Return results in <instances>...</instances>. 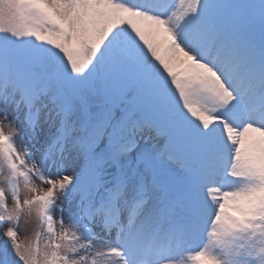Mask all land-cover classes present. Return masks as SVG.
Segmentation results:
<instances>
[{
    "label": "rangeland",
    "instance_id": "374dc122",
    "mask_svg": "<svg viewBox=\"0 0 264 264\" xmlns=\"http://www.w3.org/2000/svg\"><path fill=\"white\" fill-rule=\"evenodd\" d=\"M213 1L178 0L172 11L158 13L140 11L127 0H38L37 11L48 17V8L53 19L44 30L37 24L33 33L23 41L18 29L19 0H0V15L5 17L0 18V63L7 65L9 83L19 74L20 67L28 66L18 58V55H27L25 44L30 43L32 47L37 44V51L41 54L37 60L40 69L27 70L38 75L35 88L39 100L43 98L44 103L52 104L42 112L37 125L34 117L25 125L18 102H14L9 94L0 92V141L1 138L2 144L4 138L9 141L5 143L6 152L13 155L19 177L17 185V179L11 177L8 188L10 176L6 173L5 162L10 164L12 159L0 152V220L8 221L6 225L0 222V264H100L101 261L102 264H126L117 261L113 248H110L113 260L99 257L102 254L100 244L108 238L89 218L95 211L91 202L97 196L96 187L89 186L92 196L89 201L84 192L79 197L73 194L74 180L82 175L80 170L84 168L85 173L92 169L89 165L92 154H98L97 158L101 160L95 171L97 177L102 175L103 184L110 183L116 173H122L128 190L134 192L139 182L146 186L148 202L124 241L128 255L132 260L136 259L135 262L143 260L155 264L159 261L152 259L154 252L145 245L150 234H145L156 229V213L165 204L167 211L174 212L170 229L180 232L186 245L191 247H184L162 264H264V112L261 116L246 118L247 106L232 97L223 79L212 72L204 59L200 46L202 40L207 39H202L204 35L200 37L202 29L196 21ZM222 9L233 27L250 29L248 22L238 13L237 0H224ZM131 34L139 38V49L144 56L137 55V52H130V57L127 54ZM44 40L46 46L42 48ZM133 40L137 41L136 38ZM2 44H8V47L4 49ZM73 46L84 50L80 66L83 78L77 83L83 89L76 95L69 93L72 88H67L64 90L66 96H63L60 88L72 85V79L63 69L60 50H71ZM33 55L29 61L35 60L38 54ZM136 64H145L146 73L129 75L139 68ZM188 68L194 70L192 74L197 80L178 93L177 104L198 103L202 107L204 124L212 128L214 136L208 142L196 140L199 145L196 151L192 150V160L186 165L176 161L180 154L171 138L169 151L161 152L167 156L158 174L153 158L159 146L148 132L152 127L157 128L153 117L107 112L109 122L106 123V120L98 119L99 103L108 90H104L105 86L111 87L117 79L121 86V89L116 88L117 94L123 93L127 104L153 106V94L156 88H160V82L173 73L180 78L183 72L178 71ZM53 72L63 86L49 79V74L51 77L55 75ZM171 83L167 78L162 88ZM68 105H71L70 117L76 133L87 125L86 119L93 123L98 121L89 141L86 142L84 130L82 140H77L69 152L66 149L59 159L60 149L54 143L60 135L57 129L63 130L61 119ZM167 115L172 117L174 113ZM125 122L128 126L122 137L109 136L108 124L114 127ZM114 149L121 152L117 165H111L107 159ZM202 162L223 165L221 169L210 170L223 184L217 191L221 199L213 218L200 216V211L208 206V199L190 191L189 202L183 207L180 204L175 207L168 202V193L177 187L173 189L165 182V186L158 183L160 177L170 175L186 180L190 170L198 180L196 176ZM188 183L183 182L178 190L182 191ZM252 217L256 218L253 223L246 224ZM164 225L165 221L161 230ZM237 230L243 233L241 239L246 244L235 248L229 244L228 233L234 234ZM36 240H40L38 248L34 246ZM249 240L253 242L248 244ZM258 246L263 249L260 253L257 252Z\"/></svg>",
    "mask_w": 264,
    "mask_h": 264
},
{
    "label": "bare ground",
    "instance_id": "6f19581e",
    "mask_svg": "<svg viewBox=\"0 0 264 264\" xmlns=\"http://www.w3.org/2000/svg\"><path fill=\"white\" fill-rule=\"evenodd\" d=\"M1 17H2V19H5V17L3 18V15H0V18ZM110 248H113L114 249V253L113 254L117 258V261L121 262V260L122 261H125L126 260L128 263H134V261H132L130 258H128L127 252H126V250L123 247H120L118 245H111L110 242H105V243H101L100 244L99 249H100V252L102 254H100L99 257L101 259L102 258H106V261L113 260V259H111L113 257L111 255ZM118 250H119V252H121V254H118ZM123 257H125V260H124ZM100 264H102V261L100 262Z\"/></svg>",
    "mask_w": 264,
    "mask_h": 264
},
{
    "label": "trees",
    "instance_id": "16d2710c",
    "mask_svg": "<svg viewBox=\"0 0 264 264\" xmlns=\"http://www.w3.org/2000/svg\"><path fill=\"white\" fill-rule=\"evenodd\" d=\"M106 96L109 98H115L116 97V92L114 90V88H111L110 91L106 92Z\"/></svg>",
    "mask_w": 264,
    "mask_h": 264
}]
</instances>
